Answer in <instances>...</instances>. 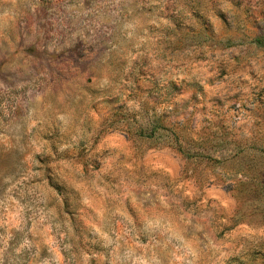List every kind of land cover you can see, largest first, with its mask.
<instances>
[{"label":"rangeland","instance_id":"1","mask_svg":"<svg viewBox=\"0 0 264 264\" xmlns=\"http://www.w3.org/2000/svg\"><path fill=\"white\" fill-rule=\"evenodd\" d=\"M0 264H264V0H0Z\"/></svg>","mask_w":264,"mask_h":264}]
</instances>
